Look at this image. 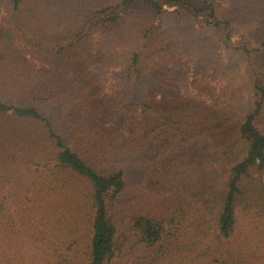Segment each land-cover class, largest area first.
Segmentation results:
<instances>
[{
    "label": "trees",
    "instance_id": "1",
    "mask_svg": "<svg viewBox=\"0 0 264 264\" xmlns=\"http://www.w3.org/2000/svg\"><path fill=\"white\" fill-rule=\"evenodd\" d=\"M218 1L0 0V116L27 124L12 129L10 145L26 147L21 141L37 126L51 150L44 166L88 185L85 235L68 233L54 246L48 219L30 234L43 264H112L122 221L132 245H148L131 264H264V64L248 66L252 101L244 105L202 80L196 93L171 87L164 70L153 69L156 86L144 64L151 43L140 42L152 32L137 24L140 11L164 4L183 18L208 14L227 41L231 17ZM123 26L130 28L121 35ZM102 35L126 42L112 90L96 44ZM243 48L250 63L264 56V41ZM178 137L188 140L158 161ZM6 205L3 197L0 217ZM8 234L0 233V264L17 262Z\"/></svg>",
    "mask_w": 264,
    "mask_h": 264
},
{
    "label": "rangeland",
    "instance_id": "2",
    "mask_svg": "<svg viewBox=\"0 0 264 264\" xmlns=\"http://www.w3.org/2000/svg\"><path fill=\"white\" fill-rule=\"evenodd\" d=\"M217 3H220L218 9L221 16L231 17L232 35L227 41L225 35L211 23L208 14H186L183 18L177 11L179 7L169 4H164L159 12L148 14L140 11L137 24L145 23L152 30L140 41L151 43L149 54L144 57L146 71L150 75L149 80L156 86L160 84L155 79L158 76L151 77L152 74L157 75L153 69L164 70L171 87L178 86L183 91L196 93L203 85L202 80L220 92V99L233 101V97L239 95L244 105H249L252 101L249 68L264 64V56L250 63L249 53L243 47L244 41L249 43V48L261 46V41H264V0H220ZM134 10L136 12L135 7ZM127 18L132 19L133 15L128 14ZM131 24L132 20L126 26ZM129 28L123 26L120 34L128 32ZM118 37L115 35V38ZM96 40L108 57L104 76L109 77L106 87L112 90L116 81L113 71L120 69L126 42L117 43L103 35ZM111 51L116 53L112 57ZM18 124L25 131L27 124L22 125L23 121L10 115L0 116V201L4 197L7 203L6 212L0 217V233H9L5 242L9 249L12 237L16 241L12 246V254L17 259L15 264H43L36 256L38 238L30 234L41 231L42 223L48 219L55 236L51 239L54 246L56 242L67 240L68 233L85 235L89 220L86 205L88 185L84 180L73 182L67 174L53 173L51 165L44 166L51 150L41 144L39 129L35 125L30 126L29 138L21 141L27 146L16 151L10 144L13 138H17L12 129ZM187 140L178 137L166 144L157 160L169 156L180 142ZM209 141L208 137L201 139L203 144ZM62 184L70 186V190L60 192ZM44 192L48 197H44L45 200L42 199ZM179 194L184 193L179 191ZM77 205L79 209L75 210ZM74 227L79 231H74ZM132 241L129 227L120 222L112 264H131L135 257L146 253V242L132 245Z\"/></svg>",
    "mask_w": 264,
    "mask_h": 264
}]
</instances>
